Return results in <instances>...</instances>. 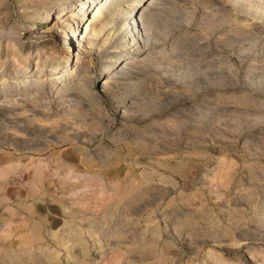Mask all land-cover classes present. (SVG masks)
<instances>
[{
  "label": "rangeland",
  "instance_id": "obj_1",
  "mask_svg": "<svg viewBox=\"0 0 264 264\" xmlns=\"http://www.w3.org/2000/svg\"><path fill=\"white\" fill-rule=\"evenodd\" d=\"M19 5L2 0V30L52 16ZM219 7L162 1V56L116 77L97 73L105 50L83 57L93 101L48 84L37 106L0 99V264H264V35ZM54 40L72 66L73 44Z\"/></svg>",
  "mask_w": 264,
  "mask_h": 264
},
{
  "label": "bare ground",
  "instance_id": "obj_2",
  "mask_svg": "<svg viewBox=\"0 0 264 264\" xmlns=\"http://www.w3.org/2000/svg\"><path fill=\"white\" fill-rule=\"evenodd\" d=\"M94 1L96 0H19L22 19L28 17L44 21L52 11V16L40 30H27L23 34L14 33L10 29L2 30L0 19V53L3 54V59L0 60V91L5 93L0 98L2 101L16 105L25 102L29 106H37L39 101L36 99L45 91L46 84L53 91L54 99L60 100L74 94V97L93 101L94 96L88 93L91 82L88 74L90 59L85 60L87 67H83V57L95 51L97 55H101L105 50V56L101 55L102 58L96 63L97 73L99 77L110 75L109 78H113L116 77L114 71L119 65L120 68H125L138 61L162 56L164 50H155L151 46L149 33L154 27L156 8L164 0H104L99 8L91 11L89 19L82 22L80 19ZM215 1L220 6L218 9L224 13L223 22L248 24L257 33L264 35V0H248L250 9L254 7V10H247V7L246 10L241 9L243 0H228V3ZM45 37L52 40H38ZM55 38L61 39L64 44H73L72 50L74 48L76 55L72 66L65 61L63 65L57 64L62 55L55 46ZM31 56L34 57L33 68L29 67ZM12 92H17V99L10 98L8 94ZM131 98H127L125 103L131 104Z\"/></svg>",
  "mask_w": 264,
  "mask_h": 264
}]
</instances>
